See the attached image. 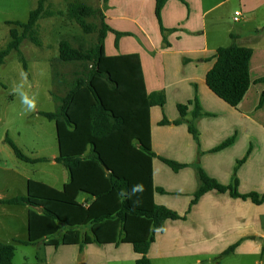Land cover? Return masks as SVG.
I'll return each mask as SVG.
<instances>
[{
  "label": "crops",
  "instance_id": "0c3cea01",
  "mask_svg": "<svg viewBox=\"0 0 264 264\" xmlns=\"http://www.w3.org/2000/svg\"><path fill=\"white\" fill-rule=\"evenodd\" d=\"M154 5L155 0H107L105 5L99 1L104 21L113 30L128 33L118 37L116 47V34L109 30L102 46L98 68L109 73L115 88L100 77L91 81L103 104L122 116L121 128L103 138L90 134L93 98L83 88L67 108L71 125L51 120L57 151L29 156L85 154L92 144L103 162L128 180L131 206L151 208L158 203L183 214L197 186L194 168L187 165L173 171L139 146L189 164L196 160L199 148V164L222 183L231 181L236 160L250 148L236 170L238 190L264 192V103L257 106L264 83L255 81L264 76V42L253 37L254 29L264 25V0H167L161 20L173 30L166 35V45ZM236 11L240 13L237 20ZM233 42L252 48L248 65L251 83L236 106L219 98L205 82L216 49ZM157 90L165 91L163 106L148 104V94ZM195 94L209 113L197 122L199 145L186 123H159L164 116L178 118L177 104ZM231 135L234 140L229 145L211 151ZM23 162L15 168L0 163V200L25 196L36 204L31 208L0 202L1 213L24 221V234L15 233L13 241L45 238L48 264H135L141 254L133 250L132 242L149 236L151 220L126 215L120 238L117 218L88 224L95 216L115 212L121 204L115 191L97 196L108 188L97 163L83 159L77 167L67 169L58 167L53 159ZM40 162L52 166L46 170L47 178L35 176L36 170L45 168L37 166ZM41 208L69 226L41 213ZM235 242L231 252H223ZM243 254L253 255L255 264H264V201L256 204L215 190L202 194L185 219H167L147 252L151 264L153 259L166 264L169 258H177L172 264H209L216 257ZM228 262L216 259L213 264Z\"/></svg>",
  "mask_w": 264,
  "mask_h": 264
},
{
  "label": "trees",
  "instance_id": "16d2710c",
  "mask_svg": "<svg viewBox=\"0 0 264 264\" xmlns=\"http://www.w3.org/2000/svg\"><path fill=\"white\" fill-rule=\"evenodd\" d=\"M45 1L46 0H37L36 6L30 10L28 18L25 22L19 20L6 21L7 24H13V26L9 30V41L3 48L0 49V65L5 62L9 52L15 50L18 52L19 61L22 64L25 75L29 76L27 61L20 51V44L25 38H28L36 45L41 44L37 29L38 20L42 16L53 14L52 11L47 10ZM102 1L103 5H105L107 2V0ZM166 1L167 0H155L154 5V13L159 24L162 42L164 45L168 44L166 36L167 33L173 30V28L164 27L161 20V10ZM66 14L70 19L75 20V22L85 33L90 34L95 32V36L92 40H84V38H82V40L77 41V44L75 45L73 44V40L77 39L76 36L72 34H60L57 54L49 58L52 72V83L56 87V91H53L52 89L50 90L51 97L56 102L55 108L51 111H39V113L48 120H62L70 126L71 122L67 114V108L74 94L85 88L91 93L93 98V102L89 107V132L95 138H103L110 132L119 130L123 125V118L122 116L113 113L103 104L91 81L93 77H100L108 84L111 89L115 88V81L111 78L109 73L106 70H101L98 68L102 46L107 31L112 30L115 32L116 47L118 46V37L128 33L113 30L104 21L103 15L99 8L93 7L92 5L82 1L76 0L70 2L67 6ZM90 16L97 17L98 22L94 23L88 21L87 18ZM231 37L233 38L234 35L231 34ZM251 54V47L237 45L235 42L226 46H219L214 54L215 60L205 74V82L209 89L231 106H236L241 101L251 83L248 68ZM255 81L264 83V76L258 77ZM147 100L149 105L163 106L166 101L165 91H152L148 94ZM263 103L264 89L260 93L257 106L259 107ZM190 104L192 107L189 109ZM177 109L179 112L178 118L169 120L164 116L159 120V123H186L188 131L191 133L197 145H199V129L197 127V122L200 117L208 115L209 113L202 109L196 94L192 99L186 102L178 103ZM233 140L234 135H231L214 146L211 151L219 150L229 145ZM5 141L11 146L15 155L19 159L26 162L47 161L53 159L56 162L62 164L67 169L77 167L80 161L83 159H89L97 163L108 181L107 190L98 193L97 196L100 197L106 193L115 191L121 198V204L120 207L115 210V212L103 213L95 216L88 222V224L96 223L106 219L117 218L119 220L118 238H120L123 234V226L126 215L142 216L151 220V231L149 236L144 240H135L132 242L133 250L141 254V256L135 260V264H151V260L147 256V252L151 243L155 240L156 232L162 231L164 229L165 221L167 219H185L192 205L198 201L202 194L209 190L228 192L232 197H241L244 199L249 198L253 203L256 204L264 201V192H258L255 190L249 192H240L238 190V178L236 176V170L237 167L247 158L250 148L241 158L236 160L231 175V181L229 183H222L216 178L208 175L203 167L199 164L198 158L202 153L199 148L197 149L196 160L189 164L162 156L150 149L139 146L142 151L150 156L159 158L173 171H178L187 165H191L194 168L197 186L193 191V196L190 199L186 211L183 214H180L176 210L158 203L153 204L151 208L131 206L128 199V180L124 176H120L113 172L103 162L92 144L85 154L59 155L50 158L47 156L31 157L25 154L11 138L6 136ZM157 189L159 191H165L161 187H157ZM0 202L24 204L31 208L36 207V204L25 196H14L10 199L0 200ZM39 211L56 220L59 224H62L65 227L69 226L59 220V218L50 210L41 208ZM44 241L45 238H40L33 241H23V243L44 244ZM236 243L237 242L231 244L223 252H231ZM14 254L15 246L13 244L0 242V264H12ZM39 261L41 263L44 262V260L41 258H39Z\"/></svg>",
  "mask_w": 264,
  "mask_h": 264
},
{
  "label": "rangeland",
  "instance_id": "374dc122",
  "mask_svg": "<svg viewBox=\"0 0 264 264\" xmlns=\"http://www.w3.org/2000/svg\"><path fill=\"white\" fill-rule=\"evenodd\" d=\"M73 1L76 0L45 1L47 10L52 11L53 14L42 16L38 20L37 29L41 44L36 45L28 38L20 44V51L27 61L29 76L25 75L18 52L15 50L10 51L5 62L0 65V163L5 166L15 168L14 166L25 164L18 159L11 146L5 141L6 136L16 141L27 155H49L57 149L54 122L37 113V110L51 111L55 108L56 102L51 97L50 90L56 91V87L52 83L49 58L57 54L61 33L76 36V40L72 38L75 45L82 38L92 40L95 36V32L85 33L75 20L67 16V6ZM77 1L99 8L100 0ZM36 4L37 0H0V49L9 41V30L13 26L6 21L25 22L30 10ZM87 20L98 22V18L92 16ZM253 37H260L264 42V25L254 29ZM37 166L45 168L36 170V177L50 176L48 172L46 173V170L52 167L48 162L37 163ZM57 166L62 167V164L59 163ZM20 232H22L20 235L25 232L24 221L0 212V240L12 242L15 246L12 264H48L45 244L12 240L13 235ZM224 256L216 257L215 260L218 259L220 262L229 260L225 264H255L254 256L251 254H243L237 258ZM39 258L44 262L41 263ZM176 260L177 258H169L166 264H172ZM213 261H209V264H213ZM152 262L158 264V259H153Z\"/></svg>",
  "mask_w": 264,
  "mask_h": 264
},
{
  "label": "built area",
  "instance_id": "2783aa9c",
  "mask_svg": "<svg viewBox=\"0 0 264 264\" xmlns=\"http://www.w3.org/2000/svg\"><path fill=\"white\" fill-rule=\"evenodd\" d=\"M239 15H240V13H239L238 11H236V12H235L234 19L237 20Z\"/></svg>",
  "mask_w": 264,
  "mask_h": 264
}]
</instances>
